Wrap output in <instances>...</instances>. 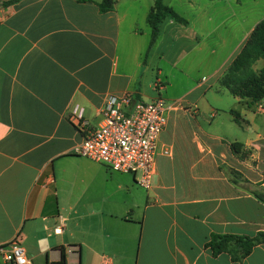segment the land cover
<instances>
[{"label": "crops", "instance_id": "1", "mask_svg": "<svg viewBox=\"0 0 264 264\" xmlns=\"http://www.w3.org/2000/svg\"><path fill=\"white\" fill-rule=\"evenodd\" d=\"M99 1L0 8V245L18 235L30 264H264V244L240 260L204 246L211 234L264 231V204L251 194L264 192V98L230 95L235 130L196 106L203 91L177 103L158 138L169 155H155L148 189L73 153L107 95L163 99L169 71L209 35L213 51L228 52L208 75L218 81L264 19V0L255 18L256 0H187L186 23L163 19L150 46V2L112 0L101 13ZM163 47L181 54L168 63ZM263 65L264 57L251 67ZM0 264L9 263L0 256Z\"/></svg>", "mask_w": 264, "mask_h": 264}, {"label": "built area", "instance_id": "2", "mask_svg": "<svg viewBox=\"0 0 264 264\" xmlns=\"http://www.w3.org/2000/svg\"><path fill=\"white\" fill-rule=\"evenodd\" d=\"M176 107L175 101L165 102L160 97L143 101L128 93L107 95L98 125L84 133L73 153L111 171L132 174L140 187L148 189L154 174L155 155L158 152L169 155V148L158 146V138L167 114ZM257 111H261V105H257ZM75 113L81 116L80 110ZM54 231L58 233L59 226ZM0 256L9 264H30L18 235L0 245ZM100 264L110 263L101 260Z\"/></svg>", "mask_w": 264, "mask_h": 264}, {"label": "trees", "instance_id": "3", "mask_svg": "<svg viewBox=\"0 0 264 264\" xmlns=\"http://www.w3.org/2000/svg\"><path fill=\"white\" fill-rule=\"evenodd\" d=\"M17 1H2L0 2V8L7 7ZM78 1L84 2L87 0ZM111 6L112 0H100L97 3V9L101 13L109 11ZM163 19H170L182 24L186 23L184 18L171 8L165 6L162 0H153L145 17V21L150 28L148 46L155 40L159 22ZM263 57L264 19H261L254 25L242 47L219 76L218 84L226 89L230 95L239 99H248L254 102L264 98V65L258 70H253L251 67L256 60ZM229 112L233 115L232 111ZM234 120L236 121V117H234ZM237 145V143H231L230 146L234 149ZM251 194L264 204L263 191L252 190ZM258 244H264V231H257L252 236L211 234L204 246L210 250L213 256L225 252L229 254L231 259L240 260ZM58 264H64L63 258H61Z\"/></svg>", "mask_w": 264, "mask_h": 264}, {"label": "rangeland", "instance_id": "4", "mask_svg": "<svg viewBox=\"0 0 264 264\" xmlns=\"http://www.w3.org/2000/svg\"><path fill=\"white\" fill-rule=\"evenodd\" d=\"M146 1L151 4L153 2V0ZM186 1L187 0H162V3L180 16L188 17L190 14H193L194 11L185 4ZM190 1H192L194 5H196L197 2L207 3V0ZM262 2L263 0H256L255 4H253L255 5L253 6V18L261 13L263 7ZM212 37L211 35L205 37L206 44L201 51L190 52L186 58L181 59L180 70L172 69L169 71L166 82L163 84L164 89L161 92V97L165 102L175 101L180 105H188L192 102L194 97L198 96L200 91H203L205 95L196 103V106L209 110L213 114H216V117L220 116V121L224 122V124H221L222 130H235V124L233 122L230 124L227 120V110L230 108V94L218 84L215 76L208 79L211 70L215 68L228 53L226 51V46L219 49V51H213ZM207 48H210L211 51ZM161 49L164 54L163 59L168 63L169 60L173 61L181 54V52L174 50V48H172V50L164 49V47ZM155 60L156 57H153V61ZM152 74H155V70H153ZM157 78L162 79V77ZM198 81L206 83L200 90L192 89ZM165 99H167V101Z\"/></svg>", "mask_w": 264, "mask_h": 264}]
</instances>
